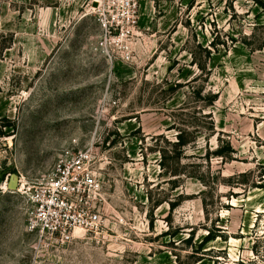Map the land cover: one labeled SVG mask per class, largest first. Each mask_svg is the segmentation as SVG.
<instances>
[{
  "label": "rangeland",
  "instance_id": "374dc122",
  "mask_svg": "<svg viewBox=\"0 0 264 264\" xmlns=\"http://www.w3.org/2000/svg\"><path fill=\"white\" fill-rule=\"evenodd\" d=\"M95 1L0 0V264H264L253 251L264 226V9L136 0L138 23L121 36L129 0ZM216 37L226 46L211 49ZM199 90L219 97L209 106ZM181 128L201 132L182 164L206 184L188 174L174 187L160 165ZM220 141L233 159L207 156ZM68 151H91L102 182L92 224L41 236L27 225L32 190ZM215 225L228 239L194 254L185 240Z\"/></svg>",
  "mask_w": 264,
  "mask_h": 264
},
{
  "label": "built area",
  "instance_id": "2783aa9c",
  "mask_svg": "<svg viewBox=\"0 0 264 264\" xmlns=\"http://www.w3.org/2000/svg\"><path fill=\"white\" fill-rule=\"evenodd\" d=\"M95 4L100 8V2L96 0ZM124 16L130 26L121 27V36H128L138 23L136 0L128 1V12ZM102 25L106 30L112 27L106 19L102 20ZM92 160L91 151H68L57 168L34 186L33 207L27 220L30 231L41 236L69 237L75 229L92 224L91 203L103 188L93 171Z\"/></svg>",
  "mask_w": 264,
  "mask_h": 264
},
{
  "label": "trees",
  "instance_id": "16d2710c",
  "mask_svg": "<svg viewBox=\"0 0 264 264\" xmlns=\"http://www.w3.org/2000/svg\"><path fill=\"white\" fill-rule=\"evenodd\" d=\"M254 2L258 6L264 9V0H254ZM243 42L245 43V45L251 47L252 49H254V47H257L255 46L256 44H254L255 42L253 40H249V38L247 37L243 40ZM225 43L226 42H222L218 37H216L211 42V46H212L211 49L219 50L220 46L222 45L226 46ZM263 47H264V42L261 45H259L260 49ZM206 51H207L208 57L211 58V54H212L211 50L206 48ZM197 65L199 66L201 71L205 70V67L202 64H197ZM196 95L201 100H205L207 105L209 106L213 105L219 97L218 94L205 95L204 90H199L198 92H196ZM210 117L212 118V122H211L212 130L214 131L216 126L213 121V117L212 116ZM8 123L9 124H7V126L12 125L11 122H8ZM200 133L201 132L198 130L196 132H190L186 128H181L178 130V134L176 135V140H169L168 138L164 136V134H161L159 136V137H165L166 141L171 146V148H165V147L159 148V152L161 154L160 165L162 169H164V171L172 177L170 181L174 187L179 186L180 176L188 175V174L191 175L192 177L198 178L199 180H201L203 183L206 184V180L203 177L195 174L194 172L187 171V168L185 167V165L182 164V160L184 156L186 155L185 153L186 147L189 146L191 143L196 142L199 137L198 135ZM234 153H235V149L230 142L224 143L220 141L218 148L216 150H209L207 153V156L209 157L210 155H213L215 157H221L222 159H227V158L233 159ZM247 175H248L247 173H242V174H239L238 176L246 177ZM239 177H231V178L225 179V181H227L230 185L235 186V184H237V186H240L242 183H238L234 181L238 179ZM257 187L264 188V169L261 174V183L258 184ZM203 202L205 203V206H206L207 202L205 198L203 199ZM179 203L180 202L178 200L175 202L171 201L170 202L171 209L174 210L179 205ZM161 204L162 202H158L157 206ZM153 219L154 218L151 219L152 223H153ZM256 226H258V221L256 222ZM227 234L228 233L225 231L224 228H222L221 226L215 225V226H211L210 228H208V234L204 237V239L200 243L194 242V239H195L194 230L191 232L190 236L185 241L186 243L191 245V247L193 248L194 254L206 253L207 250H205V248L210 242L215 241L219 238L227 240L228 239ZM253 251L256 255L264 254V226H263L261 234L256 235V240L253 244ZM198 259L201 260L202 258H198ZM180 264L182 263L180 262Z\"/></svg>",
  "mask_w": 264,
  "mask_h": 264
},
{
  "label": "water",
  "instance_id": "95a60500",
  "mask_svg": "<svg viewBox=\"0 0 264 264\" xmlns=\"http://www.w3.org/2000/svg\"><path fill=\"white\" fill-rule=\"evenodd\" d=\"M96 5H97V4H95V6H96ZM10 186H11L12 188H17L18 184L15 183V182H12V183L10 184Z\"/></svg>",
  "mask_w": 264,
  "mask_h": 264
}]
</instances>
